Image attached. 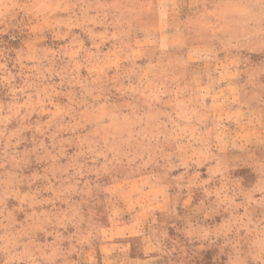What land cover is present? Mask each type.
<instances>
[{
    "label": "clouds",
    "instance_id": "clouds-1",
    "mask_svg": "<svg viewBox=\"0 0 264 264\" xmlns=\"http://www.w3.org/2000/svg\"><path fill=\"white\" fill-rule=\"evenodd\" d=\"M0 264H264V0H0Z\"/></svg>",
    "mask_w": 264,
    "mask_h": 264
}]
</instances>
